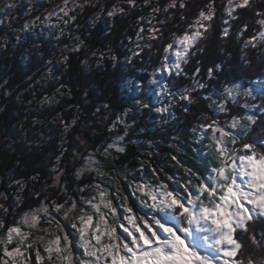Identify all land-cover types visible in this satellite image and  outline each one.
Masks as SVG:
<instances>
[{
  "label": "snow or ice",
  "instance_id": "snow-or-ice-1",
  "mask_svg": "<svg viewBox=\"0 0 264 264\" xmlns=\"http://www.w3.org/2000/svg\"><path fill=\"white\" fill-rule=\"evenodd\" d=\"M106 2L60 0L43 16L26 20L22 30L43 26L59 28L63 35L65 29L60 25L75 22L78 10L98 8L95 19L127 11L120 2L106 10ZM122 3L131 9L141 6L138 0ZM16 6L15 0H6L0 24L11 18ZM142 7L150 11L138 17L135 39L139 51H133V56L145 49L160 53L159 66L148 79L157 100L153 104L137 98L134 103L141 110L158 114L156 123L161 124L170 120L180 123L177 108L184 121L192 114L195 122L189 128L191 143L186 146L197 164L204 163V170L185 166L172 155L171 160L183 169L182 175L163 173L151 166L145 169L143 164L139 178L135 174L114 178L105 172L108 165L97 157L115 160L113 152L125 151L121 142L135 124V118L128 123L132 110L125 108L109 127L111 132L123 125V135L86 154L79 149L71 153L72 161L77 157L82 161L80 167L72 164L77 180L85 172L95 173L88 183L77 184L74 192L67 181L61 183V177L69 172L67 167H60L62 162L68 163L67 149H63L53 166L59 190L55 199L34 193L35 207H25L20 195L12 204L0 202V264H264V0H206L191 21L180 14V19L187 21L184 30L168 35L165 26L174 15L171 10L186 9L187 0H168L165 4L142 0ZM160 15L164 18L158 19ZM213 33L222 42L235 39L242 64L251 67L253 60L259 61V70L247 77L246 83L231 79L209 85L198 79L199 59L194 72L185 70L193 57L204 53V44ZM75 39L79 41V37ZM0 42V47H6L9 36L0 37ZM80 44L66 45L65 51L79 52ZM111 59L116 60V56ZM128 59L131 62L132 57ZM68 60L69 56L62 54L61 62ZM47 63L53 65V60ZM221 68L222 64L209 67L207 78L214 79ZM47 77L59 79L51 66ZM181 77L191 84L185 85ZM142 86V81L135 84ZM64 87L55 88L42 102L58 103L55 97L64 95ZM194 105L201 107L194 109ZM60 123L67 133L76 120L69 124L61 119ZM15 183L24 188L21 181ZM0 196L8 199L2 193Z\"/></svg>",
  "mask_w": 264,
  "mask_h": 264
},
{
  "label": "trees",
  "instance_id": "trees-1",
  "mask_svg": "<svg viewBox=\"0 0 264 264\" xmlns=\"http://www.w3.org/2000/svg\"><path fill=\"white\" fill-rule=\"evenodd\" d=\"M161 1L163 4L168 2V0ZM187 3L188 7L184 10H171L174 15L165 26L166 35L170 31H183L186 22L194 18L200 8L206 3V0H187ZM96 10L97 8H88L81 18L79 35L83 43L79 52H70L68 54L69 60L65 64V73L60 83L65 85L69 90L72 89L67 105L73 106L74 111L77 110L80 114V119L79 121L77 120L78 122H76L74 129H81L83 121L88 120V122H85L84 127L92 125V128L99 129L101 135H97L98 142H111L112 138L108 137L110 133L108 129L109 121L120 115L125 108H131L133 101L137 99L136 94H138V89L135 87L137 81H142V95H146L145 90L150 86L148 79L153 70L159 66L160 53L156 49L152 51L145 49L139 56H134L130 62L128 57H130L132 43L135 41V33L138 29L136 21L141 15L140 12L134 10L131 14L116 15L112 20H108V22L100 21L94 26L88 25L87 20L92 17ZM180 14L185 15L187 21L181 20ZM163 18V15H160V19ZM216 24H220L219 12ZM235 24L236 22H233V25ZM3 36L4 31L0 29V37ZM156 47L159 48V45ZM204 47V53L193 57L190 63L185 66V70L190 74L194 72L197 67L196 61L199 59L200 75L198 79L209 85H216L224 80L231 79H240L246 83L247 77L254 76L259 70V61L257 60H253L251 67L240 62L239 44L234 38H231L227 42H222L213 33L205 42ZM221 48L226 49V51L221 52L219 50ZM93 52L104 54V58L101 59L102 64L98 67L87 68V61H89ZM229 52L231 56L228 55ZM113 55L116 56V60L111 59ZM53 56L49 54L46 61L48 62ZM45 63L34 62L31 66L25 68L22 66L23 62L20 58L13 59L6 57L0 62V84H2V78L6 77V74L10 75L17 70H20V73L16 72L14 82L16 85L21 84L20 81L23 82L36 73ZM214 64H222V68L214 79L209 80L207 78V69L213 67ZM23 69H28L25 74L21 73ZM180 80L185 85L191 84V81L184 77H181ZM104 104H108L109 108L104 109ZM200 107V105L193 106L194 109ZM98 108L100 109L99 112L96 111ZM6 109L5 113H0V121L9 118L12 112L11 107ZM175 111L177 118L181 122L177 123L174 120H170L169 124H163L157 129L153 120L157 119L155 112H150L147 109H143L141 113L132 112L134 114L131 118L132 120L135 118V124L126 136L128 143L126 151L118 154L117 158L112 160V162L109 160L105 161L103 158L104 163L108 165L106 170L114 178L122 179L124 174H128L129 176L135 174L139 178V169L143 164L145 169L151 166L162 170L163 173L182 175L183 169L175 161L171 160V156L175 155L185 166H191L203 171L205 167L204 163L197 164L193 158L194 154L186 146L188 143H191L189 128L195 122L193 115L189 114L187 121H184L180 110L177 108ZM140 128H145L146 131L141 132ZM124 131L121 129L120 132L124 133ZM173 136H176L177 139L174 140ZM137 139L143 140V144H136L135 140ZM38 155L41 158L43 157V155ZM3 156L7 163L6 166H2L0 161V177L2 178L4 188H6L5 184L10 175L18 177L19 180H23L35 188V184L31 180L37 174L35 172L45 174L44 170H34L33 166L36 163L32 165L21 152L3 153ZM93 176L94 174L86 175L79 182L68 180V187L74 192L77 184H86ZM162 178H164L163 175ZM36 186L37 189L40 188V184H36ZM13 190L14 193L18 191L16 187ZM30 190L31 187L24 193L26 197L23 199L25 207L34 205L31 201L32 197L29 195ZM8 194L9 198L5 203L6 205L12 204L15 201V194ZM137 207H140V205L137 204ZM11 220L12 218L9 217L8 222L11 223Z\"/></svg>",
  "mask_w": 264,
  "mask_h": 264
},
{
  "label": "rangeland",
  "instance_id": "rangeland-1",
  "mask_svg": "<svg viewBox=\"0 0 264 264\" xmlns=\"http://www.w3.org/2000/svg\"><path fill=\"white\" fill-rule=\"evenodd\" d=\"M5 2L6 0H0V18H4L3 5ZM118 2H120L121 6L125 7L127 10L124 15L128 13L131 14L134 10L139 11L141 15H147L150 11V9L142 7V0H138V4L141 6L135 9H131L128 5L123 4L122 0H107L104 7L107 10L113 4ZM159 2L163 4L161 0H159ZM15 3L17 6L11 11V18H5L4 23L0 24V29L4 31V35L9 36L7 46L0 47V62L6 57L13 59L20 58L23 62L22 66L25 68L31 66L34 62L46 63L26 80L23 82L20 81L21 84L19 83L16 85L14 82L16 72L20 73V70L12 72L10 75L6 74V77L2 78V84H0V113H5L7 110L6 108L8 107H11L12 112L9 118L0 121V161L2 166H6L7 163L4 159L3 153L10 154L13 152H21L32 165L36 163L33 166L34 170H44L45 174L37 172V174L33 176L36 177V179H33V177L31 178L35 184V188L27 184L25 181L19 180V178L14 175L8 177L5 184L6 188H4L2 178L0 177V193L8 198V193H13L15 194V198L17 195H20L22 199H25L26 197L24 196V193L31 187L29 195L32 197L31 201L34 204L33 207H35L37 201H35L36 197L34 196V193H40L41 198L47 195L49 199H55L57 195H59L53 166L55 164L56 156L59 155L63 149H67L65 155L68 157V163L65 164L62 162L60 167H67L69 172L67 175L61 177V183L67 181L68 186V180L79 182L86 175H95V173L89 174L85 172L80 180L76 179L72 164L75 163L76 167H80L82 161L79 157H77L75 161L71 160L73 149H79L81 153L86 154L94 149L105 147L118 135H123L124 133L120 131L121 129H125L123 125H117V127L108 134V137L110 136V138H112L111 142H98L97 135H101L99 129L92 128V125L84 127L85 122H88V120L83 121L84 125H81V129H74L75 125H73L69 131L65 133L63 131V125L60 123L61 119L69 124L73 119H75L76 122L80 119L78 111H74V108L71 105H67V101H69L71 94H69V89L66 86L61 89V92L64 93V95L57 94L55 97L58 103L47 104L42 102L44 96L53 95L55 88L60 87L61 85L60 81L65 73L66 64L61 62V56L62 54L68 55L70 53L65 51L66 45L71 47L80 44L81 40L79 32L81 30V18L88 8L86 7L83 11L78 10L76 13L77 20L69 26L65 27L60 25V27H64L65 29L63 35H61L59 28L48 30L41 26L28 31L22 30V25L26 20H30L36 15L43 16L48 11L54 9L56 5L60 3V0H15ZM29 10L31 11L29 12ZM98 10L99 9L97 8L96 12ZM96 12L89 20H87L88 25L94 26L100 21L108 22V20H112L113 18L102 15L99 19H95ZM158 19H160V16ZM53 22H55V18H53ZM136 23L138 28L140 23L138 19ZM153 23H156V21H153ZM17 36H19V41H17ZM76 37H79V41L75 39ZM139 43L142 45L144 42L140 41ZM81 46L82 44H80V47ZM133 51H139V49L136 48V39L133 41L130 50V57L132 58L134 57ZM49 54L54 55L49 59L53 60V65H49L46 61ZM99 57L100 54H97L96 56L92 55L89 61H87L86 67L91 68L93 66H100L102 62ZM50 66L54 69V77H59L58 80L52 77L46 78L47 68ZM27 70L28 69H23V71L21 70V73L25 74ZM137 89L138 94H136V98L147 99L155 104L157 97L152 91L151 86L146 88L145 96L142 95V87ZM149 92H152V95H149ZM130 109L132 111L129 112L127 119L128 123L132 124L131 117L134 114H132V112L141 113L143 109H139V106L136 105L134 101ZM156 117V120L158 121V114H156ZM113 120L114 119L112 118V120L109 121L108 129ZM153 120L155 121L156 129L163 125L161 123H156L155 119ZM77 137H79V139H77ZM81 140L84 141V143L81 144ZM143 142V140H135V143L139 145H142ZM127 144L125 136L124 141L121 142V146L125 148V151ZM38 154L43 155V157H39ZM113 155L117 156L118 154L113 152ZM97 158L104 163L103 157ZM108 160L112 162L113 159L109 158ZM104 171L108 172L106 168ZM15 181H21L24 188L20 189ZM36 184H40L39 189H37ZM14 187L18 190L16 193H14ZM7 200H4L3 196H0V202L6 203Z\"/></svg>",
  "mask_w": 264,
  "mask_h": 264
},
{
  "label": "bare ground",
  "instance_id": "bare-ground-1",
  "mask_svg": "<svg viewBox=\"0 0 264 264\" xmlns=\"http://www.w3.org/2000/svg\"><path fill=\"white\" fill-rule=\"evenodd\" d=\"M99 59H100V57H99ZM101 61V60H100ZM99 68H101V67H99ZM113 69V68H112ZM121 69V68H120ZM117 70V69H116ZM118 75V74H117ZM86 85V84H85ZM145 86V85H144ZM72 90V89H71ZM82 91V90H81ZM88 92V91H87ZM71 94V93H70ZM91 95V94H90ZM77 104V103H76ZM73 107V106H72ZM90 120V119H89ZM84 125V124H83ZM87 126V125H86ZM72 131V130H71ZM68 139V138H67ZM52 141V140H51ZM81 142V141H80ZM68 143V142H67ZM82 144V143H81ZM32 153V152H31ZM33 157V156H32ZM38 158V157H37ZM41 164V163H40ZM34 171V170H33ZM37 173V172H36Z\"/></svg>",
  "mask_w": 264,
  "mask_h": 264
}]
</instances>
